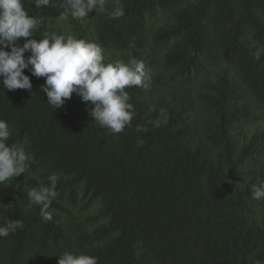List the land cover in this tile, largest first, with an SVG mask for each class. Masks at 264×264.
<instances>
[{"label":"trees","instance_id":"16d2710c","mask_svg":"<svg viewBox=\"0 0 264 264\" xmlns=\"http://www.w3.org/2000/svg\"><path fill=\"white\" fill-rule=\"evenodd\" d=\"M23 2L33 38L94 42L105 63L142 61L150 79L125 89L134 114L120 133L76 93L52 108L30 69L31 90L0 83L7 143L31 156L0 184V224L23 223L0 237V264H58L65 251L97 264H264V200L252 193L264 184V0H107L86 19ZM115 6L124 15L112 19ZM52 174L45 222L27 193Z\"/></svg>","mask_w":264,"mask_h":264},{"label":"clouds","instance_id":"9594fccd","mask_svg":"<svg viewBox=\"0 0 264 264\" xmlns=\"http://www.w3.org/2000/svg\"><path fill=\"white\" fill-rule=\"evenodd\" d=\"M34 2L39 9L53 0ZM106 3L107 0H55V4L65 10L62 19L69 14L75 19H86L93 10L104 11ZM109 15L112 19L120 18L124 9L115 6ZM38 24V19L25 9L23 0H0V83L4 89L31 90V78L25 74V69H30L32 75L46 78L41 91L52 108H62L76 93L83 102L90 103L94 122L112 133L122 132L131 124L134 114L125 89L143 86L144 81L150 79L145 64L135 59L127 63L121 60L105 63L101 46L72 35L51 34L38 41L33 38ZM20 38H27L22 46ZM25 53L30 55L26 57ZM154 125L159 127L160 120L157 119ZM136 130L147 131L142 126H137ZM10 136L9 124L0 119V184L24 174L31 160L23 148L7 143ZM141 143L138 141V146ZM48 179L49 185L32 188L27 193L30 206L40 207V216L45 222L53 218L49 208L57 195L58 176L52 174ZM252 193L253 199L264 200V184L254 185ZM22 227L20 220L0 224V237H7ZM58 257V264H97L95 257L76 255L71 251Z\"/></svg>","mask_w":264,"mask_h":264}]
</instances>
